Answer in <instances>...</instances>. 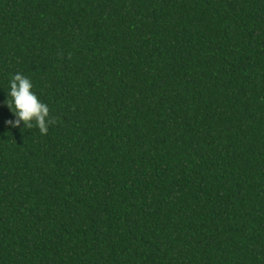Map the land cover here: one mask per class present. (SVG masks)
<instances>
[{"label":"trees","instance_id":"trees-1","mask_svg":"<svg viewBox=\"0 0 264 264\" xmlns=\"http://www.w3.org/2000/svg\"><path fill=\"white\" fill-rule=\"evenodd\" d=\"M0 264H264V0H0Z\"/></svg>","mask_w":264,"mask_h":264},{"label":"clouds","instance_id":"clouds-1","mask_svg":"<svg viewBox=\"0 0 264 264\" xmlns=\"http://www.w3.org/2000/svg\"><path fill=\"white\" fill-rule=\"evenodd\" d=\"M32 89V82L23 74L16 73L12 76L9 81L6 104L13 113L14 119H9L6 123L13 127H20L23 121V127L31 128L35 122L40 133L47 134L48 125L51 122L49 107Z\"/></svg>","mask_w":264,"mask_h":264}]
</instances>
